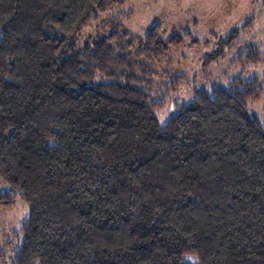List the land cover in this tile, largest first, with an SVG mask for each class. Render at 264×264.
<instances>
[{
  "label": "trees",
  "instance_id": "1",
  "mask_svg": "<svg viewBox=\"0 0 264 264\" xmlns=\"http://www.w3.org/2000/svg\"><path fill=\"white\" fill-rule=\"evenodd\" d=\"M127 1L0 0V206H29L12 264H264V73L169 100L185 75L158 87L157 64L190 33L81 37Z\"/></svg>",
  "mask_w": 264,
  "mask_h": 264
},
{
  "label": "rangeland",
  "instance_id": "2",
  "mask_svg": "<svg viewBox=\"0 0 264 264\" xmlns=\"http://www.w3.org/2000/svg\"><path fill=\"white\" fill-rule=\"evenodd\" d=\"M263 0H128L123 5L111 7L93 22L81 35L86 38L99 31L110 32L112 25H124L134 35H146L151 26L161 23L162 35L190 33L180 47H172L157 64L158 87L168 83L176 74L185 75L179 89L169 100H190L196 90L212 84L227 85L240 74L246 78L264 73V4ZM240 38L224 48L216 58L224 34L243 25ZM196 40V42H193ZM256 47L262 53L260 62L246 65L236 63V58ZM171 78V79H170ZM169 104L160 111L164 122ZM251 109L264 121V99L251 103ZM0 182V191L3 188ZM29 214V206L21 198L11 207L0 206V264H12L20 237L19 228Z\"/></svg>",
  "mask_w": 264,
  "mask_h": 264
}]
</instances>
